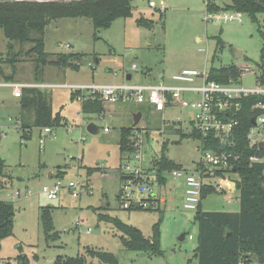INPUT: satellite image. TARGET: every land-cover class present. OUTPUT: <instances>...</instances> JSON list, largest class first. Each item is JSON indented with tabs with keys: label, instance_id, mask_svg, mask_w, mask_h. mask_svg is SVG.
I'll use <instances>...</instances> for the list:
<instances>
[{
	"label": "rangeland",
	"instance_id": "374dc122",
	"mask_svg": "<svg viewBox=\"0 0 264 264\" xmlns=\"http://www.w3.org/2000/svg\"><path fill=\"white\" fill-rule=\"evenodd\" d=\"M12 1L0 3H15ZM75 1L80 0L56 2ZM208 1L220 6L231 3V0ZM149 2L155 7H149ZM206 2L133 0L131 17L116 19L108 29L95 30L92 22L84 18L52 20L44 29L45 52L82 54V58L76 62L75 69L46 68L38 79L40 84H34V64L23 53L16 60L12 74L10 65L4 62L8 41L0 29V83H3L0 86V201H9L14 207L12 235L1 243L0 263L53 264L57 257L83 256L87 262L98 264L86 256V250L92 249L113 254L118 264H197L194 254L198 224L194 211L184 210L178 200L183 191L181 179L166 173L162 185L155 175L149 176L148 186L155 193L153 197H157L151 210L127 211L121 206L119 196L121 175L137 167L147 173L155 171L162 144L166 145V158L179 165L183 173L196 174L201 170H197L201 155L198 141L188 136L191 122L187 112L173 105L157 113L147 110L145 104L128 100L103 103L101 115L82 114L79 101L70 100L73 92L70 87L144 86L159 82L186 86L189 84L171 77L182 70L207 73L211 66L234 64L251 67L255 74L243 76L240 85L245 89L256 88L260 71L255 65H264L263 40L258 33L260 30L264 34L261 15L257 16V23L240 13V22H206ZM140 17L151 21V27L138 26L136 20ZM28 48L24 45L21 50L25 52ZM13 49L17 52L19 46L14 45ZM127 75L131 76L129 81ZM14 83L47 85L39 88L50 95L52 110L60 114L64 126L53 128L52 134L44 138L40 137L41 130L33 128L23 138L18 123L19 100L7 86ZM139 112L142 116L133 125L134 115ZM89 124L99 129L97 134L87 132ZM123 127L134 130H130L127 140L132 150L121 157L118 141ZM134 131L141 136V151L140 146L132 144ZM138 151L139 161L134 156ZM121 165L126 171L122 172ZM210 178L205 177L204 182L212 184L217 193L206 196L201 210L237 212V194L224 190L220 181ZM229 178L236 179L233 174ZM57 182L62 188L50 200L42 189ZM70 182L88 186L90 194L71 197L66 189ZM15 193L18 195L11 199ZM42 208H49L53 228L50 234L56 233L57 237L46 239L40 219ZM99 215L138 229L146 239L152 237L157 226L159 253L126 250L121 232ZM182 234L185 237L180 241Z\"/></svg>",
	"mask_w": 264,
	"mask_h": 264
},
{
	"label": "trees",
	"instance_id": "16d2710c",
	"mask_svg": "<svg viewBox=\"0 0 264 264\" xmlns=\"http://www.w3.org/2000/svg\"><path fill=\"white\" fill-rule=\"evenodd\" d=\"M132 1L80 0L68 3H0V29L8 41L4 62L10 65L11 72L14 74L15 62L22 53L29 57L34 64V84H40L38 79L43 76L46 68L75 69L76 62L82 58V54H49L45 52L44 29L46 24L61 18H84L92 22L95 30L108 29L116 19L131 17ZM205 6L207 12L231 11L244 14L253 23H257V16L261 15L262 26L264 27V0H231V3L224 7H217L207 0ZM136 24L146 28L151 27V21L142 17L136 20ZM258 33L263 40L261 46L262 60L264 56V34L260 30ZM217 42L219 43L218 39ZM14 45L19 46V51H14ZM24 45L29 46L25 52L21 50ZM214 57H212L213 60ZM261 68L259 71L262 78L263 68ZM238 76L239 70L234 64L220 67L211 66L207 71V80L221 85H227L229 80H236ZM75 99L76 93L71 92L70 100ZM18 100L20 108L18 123L23 138H27L28 132L33 128L41 130L64 126L60 114L53 112L51 98L46 91L36 87L23 88ZM249 106V102L243 104L241 112L236 116L238 125L234 132L235 146L233 148L221 144L213 135L203 137L195 131L188 134L190 138L198 141L199 150L225 151L237 155V161L232 163L230 168L214 170L213 175H205V177H223L233 174L236 177L232 181L235 184L239 209L237 212L202 211L201 202L207 195L217 193L212 184L207 183L202 187L200 203L194 212L198 224V244L194 254L197 264H264V166L250 164L248 161V157L254 153V150L249 148L246 138L252 122ZM146 108L150 110L148 106ZM80 111L82 114L101 115L104 112L103 103L97 99L82 101ZM140 114L142 116V113ZM130 130L134 129L129 127L120 129L118 145L121 157L124 153H129L132 150L127 145ZM181 136L185 137L182 134ZM165 151L166 145L162 144V150L157 161L158 167H155L157 180L162 185L165 183L164 174L181 169L179 165L166 158ZM197 167V170L202 169L200 165ZM58 176L60 175L58 174ZM151 209L135 207L126 210ZM50 216L49 208H42L40 219L46 239L57 237L56 233L50 234L53 230ZM99 218L121 232L124 236L121 238V242L126 250L143 251L150 254L159 253L157 226L154 228L152 237L146 239L138 229L124 224L118 219H111L103 215H99ZM13 220L14 207L12 203L0 201V249L2 241L12 235ZM86 256L97 261L98 264H118L117 259L111 253L87 249ZM53 264L91 263L87 262L83 256H76L75 258L57 257Z\"/></svg>",
	"mask_w": 264,
	"mask_h": 264
},
{
	"label": "built area",
	"instance_id": "2783aa9c",
	"mask_svg": "<svg viewBox=\"0 0 264 264\" xmlns=\"http://www.w3.org/2000/svg\"><path fill=\"white\" fill-rule=\"evenodd\" d=\"M1 1V0H0ZM57 0H13L12 2H36L47 3L56 2ZM149 7L154 8L155 4L149 2ZM164 10V5L161 6ZM204 20L206 22H240L239 13L231 11H214L205 13ZM68 48V46H66ZM262 64V63H261ZM239 70V76L236 80H229L227 85H221L213 81L207 80V73H198L195 70H182L171 77L177 82H186V86L167 85L162 82L144 86H131L127 84L119 85H89V86H72L70 87L76 93V99L81 103L85 100H95L102 103L115 104L118 102H126L133 100L137 104L147 105L151 110L157 113H163L173 105L185 110L191 122L190 132L195 131L197 134L205 137L213 135L221 144L233 148L235 146V128L238 125L236 116L241 112L243 104L249 102V111L251 116V127L247 132V144L254 153L248 157L250 164H259L264 166V148H259L264 143V65H255V69L263 68V77L257 76V87L253 89H245L240 85L243 76L255 74L250 66H236ZM261 68V69H262ZM199 81V85L196 82ZM3 86V83H0ZM12 88V96L20 98L23 88L42 87L43 85H25V84H8ZM252 101L250 102V99ZM104 131H107L106 129ZM189 132V133H190ZM51 128H43L40 131V137L51 135ZM132 143L134 146H140L141 151L142 140L137 131L133 133ZM43 143V140H40ZM199 150V146L197 148ZM201 170L196 174L183 173L180 170L172 171L171 177L181 179L183 181L182 195L179 201L184 210L196 211L200 203V195L202 187L207 183L204 182L205 175H213L214 170L230 168L232 163L237 161V155L232 152H216L214 150H199ZM136 160H140V152L134 155ZM207 166L208 168L204 167ZM122 172L125 169L121 165ZM154 170V169H153ZM146 172L141 167H137L132 171H126L122 176V183L119 189V196L122 200L121 206L126 210L130 208L140 207L147 209L155 207L157 197L148 186L149 176H156L155 171ZM207 171V172H206ZM206 172V173H205ZM212 177V176H211ZM211 180L220 181L223 189L230 191L231 183H234L228 175L223 177H212ZM157 181V180H156ZM158 183V182H157ZM235 185V184H234ZM264 187V185H263ZM62 185L57 182L53 187L42 189V193L50 200L56 198ZM66 189L70 196L78 198L83 194H90L88 186H79L77 182L68 183ZM18 193L11 197L14 199ZM150 201L152 202L150 204ZM86 233H90L87 230Z\"/></svg>",
	"mask_w": 264,
	"mask_h": 264
},
{
	"label": "water",
	"instance_id": "95a60500",
	"mask_svg": "<svg viewBox=\"0 0 264 264\" xmlns=\"http://www.w3.org/2000/svg\"><path fill=\"white\" fill-rule=\"evenodd\" d=\"M126 80H127V81L130 80V76H129V75L126 77ZM140 117H141V114H140V113H137V114L134 115V118H133V125H136V124H137V122H138V120L140 119ZM86 130H87L88 133L95 135V134L98 133V130H99V129H98L95 125H93V124H89V125L87 126ZM259 148H260V149H261V148H264V143H261V144L259 145ZM230 185H231V187H232V186H234V183H231ZM184 237H185V234H182V235L179 237V240H180V241H183V240H184Z\"/></svg>",
	"mask_w": 264,
	"mask_h": 264
},
{
	"label": "crops",
	"instance_id": "0c3cea01",
	"mask_svg": "<svg viewBox=\"0 0 264 264\" xmlns=\"http://www.w3.org/2000/svg\"><path fill=\"white\" fill-rule=\"evenodd\" d=\"M211 3L214 4V5L217 6V7H224V6H225V5H224V6L217 5L215 2H211ZM163 4H164V3H163ZM127 76H128V75H127ZM127 76H126V77H127ZM129 76H130V75H129ZM130 79H131V76H130ZM15 99H17V98H15ZM49 177H50V178H53V177H55V176L50 175ZM229 192H230L231 194H232V193L237 194L236 191H235V185L232 186V187L230 188V191H229ZM178 200H179V198H178Z\"/></svg>",
	"mask_w": 264,
	"mask_h": 264
}]
</instances>
